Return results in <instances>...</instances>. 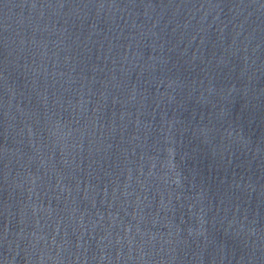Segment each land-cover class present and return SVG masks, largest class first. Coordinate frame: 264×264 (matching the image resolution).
<instances>
[{
    "label": "water",
    "instance_id": "water-1",
    "mask_svg": "<svg viewBox=\"0 0 264 264\" xmlns=\"http://www.w3.org/2000/svg\"><path fill=\"white\" fill-rule=\"evenodd\" d=\"M0 264H264V0H0Z\"/></svg>",
    "mask_w": 264,
    "mask_h": 264
}]
</instances>
